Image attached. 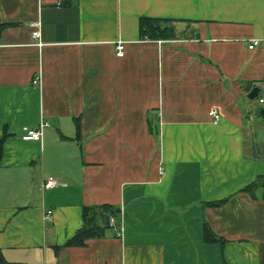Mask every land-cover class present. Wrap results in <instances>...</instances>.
I'll list each match as a JSON object with an SVG mask.
<instances>
[{
	"label": "crops",
	"instance_id": "crops-1",
	"mask_svg": "<svg viewBox=\"0 0 264 264\" xmlns=\"http://www.w3.org/2000/svg\"><path fill=\"white\" fill-rule=\"evenodd\" d=\"M142 18L169 38L141 37ZM253 39L264 0H0L5 261L264 264V41L249 50ZM43 121L41 141L22 140ZM47 177L58 185L44 190ZM103 205L120 210L122 237L111 227L63 247L84 209ZM205 225L219 243L204 242Z\"/></svg>",
	"mask_w": 264,
	"mask_h": 264
},
{
	"label": "trees",
	"instance_id": "trees-1",
	"mask_svg": "<svg viewBox=\"0 0 264 264\" xmlns=\"http://www.w3.org/2000/svg\"><path fill=\"white\" fill-rule=\"evenodd\" d=\"M140 36L149 40H157V38H169L171 30L166 26H162L159 20H151L148 18H142L139 23ZM264 116V115H263ZM151 131L155 133V128H151ZM223 202L217 203L219 206ZM120 210L111 205H103L98 207L85 208L83 211L84 226L78 230L73 238L69 240L63 247H83L86 242L93 238L104 237V232L111 228L110 218L118 220ZM118 222V221H117ZM204 242L205 243H219L221 239L210 231L205 225L204 227ZM55 250H58L55 248ZM0 264H8L1 251H0Z\"/></svg>",
	"mask_w": 264,
	"mask_h": 264
},
{
	"label": "built area",
	"instance_id": "built-area-1",
	"mask_svg": "<svg viewBox=\"0 0 264 264\" xmlns=\"http://www.w3.org/2000/svg\"><path fill=\"white\" fill-rule=\"evenodd\" d=\"M57 5H61V2H57ZM35 31L32 32V37L35 40H39L41 35L39 33V24H35ZM264 41V39H253L248 41V49L249 50H254L255 48H257L258 46H260L262 44V42ZM115 47H116V56L118 58H122L124 56V52H125V47H124V43L122 41H117L115 42ZM39 80H35L33 82L34 85H38ZM257 102L259 103V105H262L264 107V96L260 97L257 99ZM208 117L212 118L213 123L217 124L218 121H220L221 117L218 114V112H216L215 110H211L208 113ZM49 125L47 122L43 121L36 129H24L23 130V135L22 140L29 142V141H35V142H39L42 140L43 138V131L45 128H47ZM58 185L57 181L55 179H53L52 177H47L45 179V182L42 184V188L45 189H52L54 187H56ZM50 217V212H48L46 214V219H48ZM110 226L115 228L116 231V236L118 238L122 237L123 234V226L119 225L118 227H116V221H114L113 219H110Z\"/></svg>",
	"mask_w": 264,
	"mask_h": 264
},
{
	"label": "water",
	"instance_id": "water-1",
	"mask_svg": "<svg viewBox=\"0 0 264 264\" xmlns=\"http://www.w3.org/2000/svg\"><path fill=\"white\" fill-rule=\"evenodd\" d=\"M258 94H259V89L255 88V89H253V90L251 91V93H249V95L247 96V98H248L249 100H254V99L257 98ZM260 113L263 114V113H264V110H262ZM253 149H254V148H253ZM253 154H255V150H254V153H253Z\"/></svg>",
	"mask_w": 264,
	"mask_h": 264
}]
</instances>
